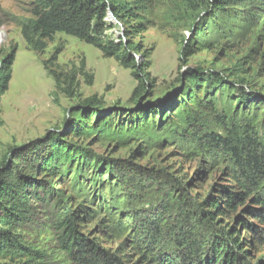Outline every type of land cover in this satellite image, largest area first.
<instances>
[{
	"label": "rangeland",
	"instance_id": "obj_1",
	"mask_svg": "<svg viewBox=\"0 0 264 264\" xmlns=\"http://www.w3.org/2000/svg\"><path fill=\"white\" fill-rule=\"evenodd\" d=\"M118 1L137 7L138 20L147 27L133 38L151 48L154 78L139 102L130 99L137 85L131 70L91 44L58 32L42 54L30 50L20 23L32 17L36 0H0V63L12 61L0 100V163L15 164V171L38 185L39 194L26 206L30 222L14 232L34 249L48 247L50 264H72L56 240L69 210L77 232L120 254L125 264H151L158 254L193 264L192 253L174 241L173 229L188 230L206 256L212 238L234 227L247 242L241 249L245 263L239 264L264 261V224L251 212L259 209L253 195L233 211L224 206L222 190L235 186L233 160L197 138V132L225 135L230 117L264 129V0L233 2L223 11L210 0ZM108 20L113 27L106 33L119 39L121 23L112 16ZM185 41L194 53L181 59ZM56 48L64 70L78 67L84 58L93 76L90 85L79 76L73 98L56 90L43 68L42 60ZM189 69L221 74L223 83L215 86L205 77L187 81ZM92 95L102 107L80 111V101ZM212 198L226 212L209 222H193L195 204L207 211L200 203ZM146 216L163 230L157 243ZM0 262L9 258L0 253Z\"/></svg>",
	"mask_w": 264,
	"mask_h": 264
},
{
	"label": "trees",
	"instance_id": "obj_2",
	"mask_svg": "<svg viewBox=\"0 0 264 264\" xmlns=\"http://www.w3.org/2000/svg\"><path fill=\"white\" fill-rule=\"evenodd\" d=\"M243 1L245 0H210V3L214 9L223 11L226 5ZM31 13L32 17L20 23L21 35L30 50L42 54L55 33L72 35L98 48L103 57L114 58L120 66L130 69L131 76L137 81L130 99L135 102L143 101L151 83L148 81H153L154 78H150L149 72L151 61L148 50L151 48L146 49L142 42L137 43L133 40L134 36H140L147 29L146 25L138 20L137 7L134 8L118 0H36ZM110 13L121 23L124 31V35L116 40L106 33L113 27V24L106 19ZM59 52L60 48H56L49 58L42 60V65L47 75L52 78L56 90L66 97L73 98L78 95L79 76L85 77L89 85L92 84L93 76L85 70L84 58L81 59L78 67L64 70L57 61ZM193 53V45L190 41H185L181 49V59H187ZM11 64L12 61L5 58L0 63V100L8 89ZM184 76L187 81L194 82L205 77V81L215 86L223 83L224 78L221 74L201 72L197 69L186 70ZM246 101L247 98H244L243 103ZM102 103L100 98L92 95L81 100L78 107L80 111L89 108L97 110L102 107ZM222 123L224 124L225 121ZM224 129L225 135L197 132V138L208 149L229 154L233 160L235 186H231L232 190L227 187L222 190L221 194L226 196L224 206L233 211L237 203L244 202L248 196L253 195L252 199L259 209L257 211L252 209L251 212L264 224V129L258 130L250 124H240L233 117L229 118ZM189 135L192 136V133ZM15 169V164L8 163L4 159L0 163V253H4L9 258V262H0V264H50L48 247L46 250L34 249L22 240L20 234L14 232L15 229L30 222L31 216L26 206L31 196L39 197L35 192L38 191V185ZM42 192L48 194L44 188ZM183 202L185 203L184 200ZM204 204L209 210H200L199 204H195L192 208L190 217L192 216L193 222H209L213 220L214 215L226 212L215 198L200 203V206ZM181 214L187 215L184 212ZM73 216V212L66 211L58 224L59 232L56 237L59 250L72 264H125L120 254L102 249L96 242L77 232L72 220ZM144 220L152 224L146 227L150 229L152 240L157 243L161 239L163 230L150 217L146 216ZM238 221L246 222L242 218ZM173 230H175L174 241L178 243L179 248L185 249L187 254L192 253L193 256L190 257L195 258L193 264L245 263L246 252L241 249L247 242L240 237L238 231L235 232L234 227L223 228L212 238L206 256H204L206 248L195 246L197 243L187 235L188 230L182 229L180 225L177 226V230ZM159 257L161 254L154 255L149 259L150 263H192L180 256L174 259ZM11 259L19 261L11 262ZM258 264H264V261Z\"/></svg>",
	"mask_w": 264,
	"mask_h": 264
},
{
	"label": "water",
	"instance_id": "obj_3",
	"mask_svg": "<svg viewBox=\"0 0 264 264\" xmlns=\"http://www.w3.org/2000/svg\"><path fill=\"white\" fill-rule=\"evenodd\" d=\"M109 16H112V14L110 13Z\"/></svg>",
	"mask_w": 264,
	"mask_h": 264
},
{
	"label": "built area",
	"instance_id": "obj_4",
	"mask_svg": "<svg viewBox=\"0 0 264 264\" xmlns=\"http://www.w3.org/2000/svg\"><path fill=\"white\" fill-rule=\"evenodd\" d=\"M106 19H108V18H106Z\"/></svg>",
	"mask_w": 264,
	"mask_h": 264
}]
</instances>
